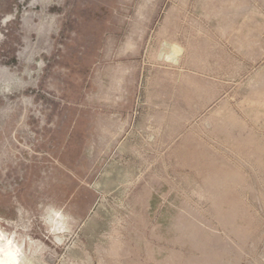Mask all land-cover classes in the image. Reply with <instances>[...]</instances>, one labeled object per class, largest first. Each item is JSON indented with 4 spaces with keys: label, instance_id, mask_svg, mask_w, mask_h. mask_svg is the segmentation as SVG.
Here are the masks:
<instances>
[{
    "label": "rangeland",
    "instance_id": "1",
    "mask_svg": "<svg viewBox=\"0 0 264 264\" xmlns=\"http://www.w3.org/2000/svg\"><path fill=\"white\" fill-rule=\"evenodd\" d=\"M0 235L19 264H264V0H0Z\"/></svg>",
    "mask_w": 264,
    "mask_h": 264
},
{
    "label": "bare ground",
    "instance_id": "2",
    "mask_svg": "<svg viewBox=\"0 0 264 264\" xmlns=\"http://www.w3.org/2000/svg\"><path fill=\"white\" fill-rule=\"evenodd\" d=\"M2 239L0 235V264H19L12 249L5 243L6 240Z\"/></svg>",
    "mask_w": 264,
    "mask_h": 264
}]
</instances>
